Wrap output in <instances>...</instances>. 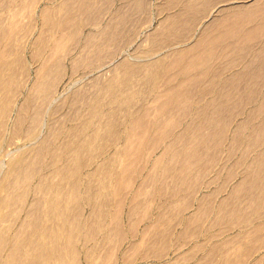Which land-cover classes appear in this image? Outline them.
<instances>
[{"label":"bare ground","instance_id":"obj_1","mask_svg":"<svg viewBox=\"0 0 264 264\" xmlns=\"http://www.w3.org/2000/svg\"><path fill=\"white\" fill-rule=\"evenodd\" d=\"M98 1L0 0V264H116L123 209L132 228L145 213L139 193L127 204L124 192L148 163L210 164L224 153L242 180L264 183V0L242 3L250 27H205L201 41L164 53L163 36L181 34L165 27L144 55L107 60L111 73L87 82L92 94L69 93L73 84L58 93L62 56L81 22L104 11ZM110 22L86 34L90 58L121 32ZM83 54L74 70L95 62Z\"/></svg>","mask_w":264,"mask_h":264},{"label":"crops","instance_id":"obj_2","mask_svg":"<svg viewBox=\"0 0 264 264\" xmlns=\"http://www.w3.org/2000/svg\"><path fill=\"white\" fill-rule=\"evenodd\" d=\"M120 2L128 5V11L139 13L138 27L146 26V17L140 13L152 12V19H157L166 12L163 21L168 23L163 25L175 28L181 33L175 36L180 38L186 34L185 39L175 40L177 43L201 41L199 34L203 31L194 32L202 25L203 29L253 25L241 19L242 1L227 7L220 6L227 4L226 0ZM216 5L222 7L221 13L203 23ZM161 150L157 148L148 155L155 157ZM225 155L215 154L210 164L153 168L154 163H148L140 168V180L124 194L128 204L137 191L145 213L132 228L125 223L128 209H123L125 227L118 251L121 262L116 264H264V183L255 175L242 180L232 161L223 162ZM130 236L134 239L123 247Z\"/></svg>","mask_w":264,"mask_h":264},{"label":"rangeland","instance_id":"obj_3","mask_svg":"<svg viewBox=\"0 0 264 264\" xmlns=\"http://www.w3.org/2000/svg\"><path fill=\"white\" fill-rule=\"evenodd\" d=\"M103 1V3H101ZM105 1V2H104ZM240 1H242V2H244V3H252V2H254L255 0H226V2H227V4H222V5H220V6H222V7H227V6H232V5H234V4H237L238 2H240ZM251 1V2H250ZM43 4H45V1L44 2H42ZM98 3H99V5H101V4H103V5H101V7L100 6H98V9L99 10H101L102 11V9L101 8H104L103 10L104 11H99L98 10V14L100 13V16L99 15H97V16H99V17H97L96 16V19L97 20H95V18H93L92 20L94 21V23H92L93 21L91 20V22H90V20L88 21H86V22H81V36H80V38H78L77 39V41L76 42H74L73 44H71L69 47V49H71L72 48V50H73V48H74V50L73 51H71L70 53L69 52H67V53H65L62 57H63V59H62V62H64L63 64H64V66L65 67H67V68H65L64 69V72H63V75H62V78H61V82L59 83V85H58V93H63L64 91L65 92H68L67 91V88L68 87H70L69 85L71 84H73V88H68V89H70V91H69V93H71L72 92V90H75V89H77V88H79V87H84V86H87V89H88V91L90 92L91 90H92V88H93V86H92V84H93V81L91 82V80L93 79V78H95L96 77V74H97V76L98 75H101V74H106V73H111V70H110V68L111 67H105V68H102L103 67V65L105 64V62H107V60H108V62L110 61V60H120V59H122L123 57H126L127 55L129 56H139L140 57V55H144V53H145V51H147L151 46H152V43H153V38H154V35H158L159 33L161 34L166 28H165V26L163 25V19H164V17H165V15H166V12H162L160 15H159V13H158V15H159V17L157 18V19H152L153 18V13L152 12H145V13H140V16H145L146 17V26H145V28H143V27H138V26H135V25H137L138 23H139V21H138V19H137V17L139 16V13H135V12H133V11H128L127 10V8H128V5L127 4H122V2H120V0H117V2L115 1V3L114 4H110V5H107V3H106V0H99L98 2H97V5H98ZM225 5V6H224ZM220 6H215L214 8H216V10H214V13L212 14V15H210L209 17H208V19L207 20H205L203 23H205L206 21H208L209 19H211V18H213L215 15H218L219 14V12L221 11V8L222 7H220ZM100 7V8H99ZM107 10V11H106ZM116 12H115V11ZM118 10V11H117ZM1 11H3V10H1ZM122 11V12H121ZM104 12V13H103ZM107 12V13H106ZM120 12V14H118ZM127 12H128V14H127ZM129 12H130V14H129ZM106 13V14H105ZM221 13V12H220ZM103 16H102V15ZM117 14V15H116ZM123 16L122 18L121 17H119V18H121V19H119V18H117L116 19V17L115 16ZM129 17V18H127V17ZM152 16V17H151ZM105 17V18H104ZM111 17H113V19L111 18ZM115 17V18H114ZM127 18V19H126ZM102 19V20H101ZM111 19V20H110ZM136 21H135V20ZM100 20V21H99ZM116 20V21H115ZM118 20V21H117ZM124 20H125V22H124ZM134 22H133V21ZM110 21H113L114 22V25L115 24H118L119 25V29L117 28V30L120 32L119 33V35L117 36V38L115 39H113L112 41H113V43H112V41H110L109 40V38H107V39H105L106 40V42L102 45V48H103V50H102V48H101V50H99L98 51V53L99 54H96V56H94V57H92V58H90V55H91V53H89V51L87 52V48H85L83 45L85 44V37H86V34L87 33H89L90 32V30L92 31L93 30V32H96V33H99V31L101 32V30H103L106 26H108V25H110V24H112L113 25V23L112 22H110ZM90 22V23H89ZM129 22H131V23H129ZM136 22V23H135ZM91 23H92V25H91ZM106 23H107V25H106ZM164 23H168L167 22V20L164 22ZM202 23V24H203ZM122 24V25H121ZM100 26V27H99ZM105 26V27H104ZM123 27V28H120V27ZM203 26L204 25H202V26H200V27H198V28H196L195 29V32L194 33H198V32H201V30L203 29ZM102 27V28H101ZM109 27V26H108ZM127 27V28H126ZM114 28V27H113ZM112 28V29H113ZM153 28V29H152ZM99 29V30H98ZM160 30V31H159ZM157 31H158V33H157ZM182 31H184V30H182ZM154 33V34H153ZM157 33V34H156ZM159 34V35H160ZM183 36L184 37H181V38H183V39H185L186 38V34H183ZM193 36H196V35H193ZM180 37H178V36H175V35H164L163 36V39H162V37H161V39L162 40H164V42H166L165 44H167V45H164L163 47H162V51L165 53V52H168V51H170V49L171 48H173V47H175V46H177L178 44L179 45H182V44H180V43H177V41H175V40H178V39H181ZM130 39H131V41H130ZM188 39H195L194 37H189ZM104 40V39H103ZM109 41V42H108ZM128 41H130V42H128ZM152 41V42H151ZM108 42V43H107ZM117 42V43H116ZM107 43V44H106ZM113 44V45H112ZM172 44H174V45H172ZM184 44V43H183ZM110 47H109V46ZM139 46V47H138ZM150 46V47H149ZM170 46V47H169ZM164 47H167V48H164ZM83 48V49H82ZM107 48V49H106ZM108 48H110V49H108ZM112 48V49H111ZM117 48V49H116ZM146 48H148V49H146ZM105 49L107 50V51H105ZM164 49V50H163ZM81 50V51H80ZM85 50V54L86 55H88L89 56V58H88V56H84V54H83V56L84 57H87V59L88 60H90L91 59V61H95L94 63H91V65H89V63H83V65H81L79 68H76L75 70H74V68H73V61H74V59H75V57L76 56H80V54H81V52H83ZM110 50H113V51H110ZM110 51V52H109ZM101 52V53H100ZM143 52V53H142ZM109 53V54H108ZM67 54V55H66ZM74 54V55H73ZM90 54V55H89ZM101 54V55H100ZM127 54V55H126ZM76 55V56H75ZM93 55V54H92ZM126 55V56H125ZM75 56V57H74ZM82 56V57H83ZM71 57H73L72 59H71ZM81 57V56H80ZM114 57V58H113ZM142 58H144V56L142 57ZM84 60H85V58H84ZM104 61V62H103ZM66 62V63H65ZM97 62V63H96ZM103 64H102V63ZM100 63V64H99ZM87 64V65H86ZM86 67V68H85ZM95 67V68H94ZM100 67H101V69H100ZM106 68H108L109 70H107ZM91 69V70H90ZM102 69H105L106 71H104L103 72V70ZM96 70V71H95ZM102 70V71H101ZM72 72V73H71ZM76 72V73H75ZM85 72V73H84ZM102 72V73H101ZM65 73V74H64ZM100 73V74H99ZM108 73V74H109ZM229 73H231V70H228L227 71V75H229ZM71 74V75H70ZM73 74V75H72ZM79 78V79H78ZM264 80V79H263ZM263 80H261V82L263 81ZM77 83H76V82ZM74 82V83H73ZM84 82V83H83ZM86 82V83H85ZM87 82H88V84L91 82L92 84H91V87H90V85L88 86V84H87ZM64 84H65V86H64ZM75 84V85H74ZM85 84V85H84ZM262 84H264V81L261 83V85ZM81 85V86H80ZM61 88V89H60ZM75 88V89H74ZM93 91H94V89H93ZM68 94V93H67ZM90 94H92V91L90 92ZM64 97V96H63ZM65 98V97H64ZM63 98V99H64ZM67 98V97H66ZM66 100H68V99H66ZM253 104H255V103H253ZM252 103H250V104H248L247 106L249 107V109H248V107L245 105V109H243L244 111L240 114V115H238L237 117H236V120H237V122L239 121V120H241V118H244L245 117V114H247L248 113V110H250V106L252 107V105H253ZM246 107H247V109H246ZM64 111V112H63ZM72 111H73V107L71 106V104L69 103V102H65V103H63V105H62V107L60 108V110H59V114L61 113V115H65V117H69V115L72 113ZM64 123V122H63ZM66 123V122H65ZM233 127V126H232ZM231 127V128H232ZM231 128L229 129V132H228V135H230L231 134ZM230 133V134H229ZM24 141H25V139L20 135L19 137H17V145H21V144H23L24 143ZM27 143H30L29 142V139L27 140ZM31 146H33V145H30V147ZM228 146V143H226L225 144V149H226V147ZM263 147H264V144L262 145ZM236 157H238V155L236 156L235 155V158ZM134 238L132 237V236H130L129 238H128V240L124 243V245H123V247H126V246H128V244L133 240ZM118 262L120 263L121 261H120V259L118 260ZM135 264H136V262H135Z\"/></svg>","mask_w":264,"mask_h":264}]
</instances>
